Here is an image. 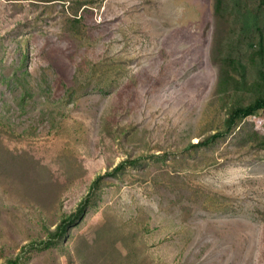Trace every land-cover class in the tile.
I'll use <instances>...</instances> for the list:
<instances>
[{"label": "rangeland", "instance_id": "obj_1", "mask_svg": "<svg viewBox=\"0 0 264 264\" xmlns=\"http://www.w3.org/2000/svg\"><path fill=\"white\" fill-rule=\"evenodd\" d=\"M213 2L0 0V264H264V112L194 146L254 97L216 93Z\"/></svg>", "mask_w": 264, "mask_h": 264}, {"label": "trees", "instance_id": "obj_2", "mask_svg": "<svg viewBox=\"0 0 264 264\" xmlns=\"http://www.w3.org/2000/svg\"><path fill=\"white\" fill-rule=\"evenodd\" d=\"M66 2H78L81 7L93 6L94 0H62ZM213 14L217 22L216 34L219 27L228 29L232 36L226 44L223 40L214 39L212 51L218 52L214 61L218 67V78L216 83V93L231 95L233 92H252L254 97L247 103H235L229 106L225 112L224 129L199 139L194 146L206 147L216 142L221 136L228 133L231 128L248 116L264 112V0L255 6H249L247 0H214ZM71 23L81 22V17H77L75 11L70 12ZM248 55L250 65L256 68L255 80L249 82L246 78L247 65L243 59L241 47ZM237 49L239 51H237ZM27 97V93L22 99ZM256 134V133H255ZM123 166L120 163L115 169ZM102 175L97 176L90 184L88 194L79 202L75 211L64 215L57 228L50 233V236L39 243L43 247L54 243L59 237L66 233L68 227L83 216L87 203L93 191L98 187ZM110 232V230H107ZM115 246L113 255H120L123 245ZM7 264H16L18 258L7 259Z\"/></svg>", "mask_w": 264, "mask_h": 264}]
</instances>
